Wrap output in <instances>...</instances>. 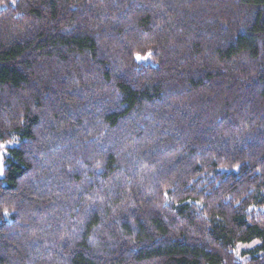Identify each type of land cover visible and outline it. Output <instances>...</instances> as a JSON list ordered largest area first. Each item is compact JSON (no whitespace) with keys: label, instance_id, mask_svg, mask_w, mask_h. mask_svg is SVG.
I'll return each instance as SVG.
<instances>
[{"label":"trees","instance_id":"trees-1","mask_svg":"<svg viewBox=\"0 0 264 264\" xmlns=\"http://www.w3.org/2000/svg\"><path fill=\"white\" fill-rule=\"evenodd\" d=\"M8 142L0 264H264V0H0Z\"/></svg>","mask_w":264,"mask_h":264},{"label":"rangeland","instance_id":"rangeland-1","mask_svg":"<svg viewBox=\"0 0 264 264\" xmlns=\"http://www.w3.org/2000/svg\"><path fill=\"white\" fill-rule=\"evenodd\" d=\"M141 58V57H140ZM150 59V57H147V60ZM14 142H8L1 144L0 143V177L3 176L4 170H5V158L8 154V148L13 146ZM256 243V242H255ZM255 244L251 245H239L235 248V252L238 256H244V251L249 249L250 247H253Z\"/></svg>","mask_w":264,"mask_h":264}]
</instances>
